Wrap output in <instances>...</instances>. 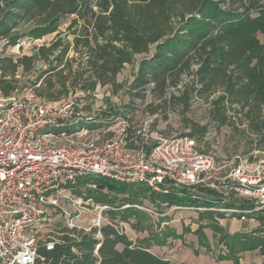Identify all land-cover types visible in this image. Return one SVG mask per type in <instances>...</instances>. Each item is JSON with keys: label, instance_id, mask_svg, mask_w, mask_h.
I'll return each instance as SVG.
<instances>
[{"label": "trees", "instance_id": "trees-1", "mask_svg": "<svg viewBox=\"0 0 264 264\" xmlns=\"http://www.w3.org/2000/svg\"><path fill=\"white\" fill-rule=\"evenodd\" d=\"M252 11L260 15L249 18ZM259 32L264 36V0H0V39L6 46H16L26 37L39 40L55 34L49 44L30 55H0V93L11 96L24 86H34L36 94L50 102L76 89L93 95L107 86L117 93L124 88L119 74L137 55H143L128 86L131 103L127 112L134 115L138 110L168 119L169 110H178L190 129L187 134L202 142L210 124L190 118L192 100L198 93L224 86L225 93L214 101L213 122L227 123L228 103L248 106L252 127L264 143V44L258 39ZM20 71L28 76L24 84ZM188 74L193 78L185 82ZM81 182L95 183L98 189L87 195L99 202L116 205L102 192L104 187L111 193L130 195L125 204L138 217L133 208L143 205L144 199L176 206L216 205L207 199L155 194L144 186L101 177L88 176ZM128 209L113 215L126 218ZM257 218L260 226L249 233L230 234L214 226L229 247L222 259L236 261L239 254L257 249L264 256V210ZM102 232L98 255V240L92 236L77 240L64 235L54 249L40 248L42 264H170L152 247L168 244L175 236L172 230L152 231L140 241L110 227Z\"/></svg>", "mask_w": 264, "mask_h": 264}, {"label": "built area", "instance_id": "built-area-1", "mask_svg": "<svg viewBox=\"0 0 264 264\" xmlns=\"http://www.w3.org/2000/svg\"><path fill=\"white\" fill-rule=\"evenodd\" d=\"M88 95L76 89L50 102L34 86L0 93V264H42L40 248L54 249L64 235L97 239L96 255L103 228L128 236L129 222L113 212L131 205L88 197L98 189L81 182L88 176L216 204L182 209L243 219L264 210V159L220 164L187 133L155 130L159 114L96 113ZM101 190L111 195L108 187Z\"/></svg>", "mask_w": 264, "mask_h": 264}, {"label": "rangeland", "instance_id": "rangeland-1", "mask_svg": "<svg viewBox=\"0 0 264 264\" xmlns=\"http://www.w3.org/2000/svg\"><path fill=\"white\" fill-rule=\"evenodd\" d=\"M229 1V0H225ZM260 15L259 12H250L249 18H255ZM70 23V19L62 25L65 31ZM55 38V34L45 36L43 39L33 40L24 38L16 46H6V41L0 39V55H12L15 57L32 54L43 44H49ZM258 39L264 44V36L259 32ZM73 54V53H72ZM144 57L137 55L133 64H127L119 74V81L124 83V88L117 93H113L109 87H102L94 95L87 96V102L97 107L96 113H108L124 110L131 103V95L128 92V86L132 82L137 72V64ZM22 83L27 82L28 76L19 73ZM193 78V74L184 76V81ZM201 88V85H198ZM25 87V86H24ZM226 88L220 86L213 91H209L194 96L192 100V111L189 116L195 122L206 125L210 124L207 136L202 142H198L200 148L207 153H211L218 163L233 161L236 164L247 163L253 165L264 159V143H261L258 130L252 127L251 118L248 117V106L242 108L238 103L226 105V113L228 121L221 125L219 122H213L212 112L215 109L214 101L225 93ZM136 102H139L136 99ZM91 110V107H90ZM264 111V107H263ZM168 119H157L155 130L162 134H185L190 129L185 127V123L178 110L168 111ZM264 133V131H263ZM130 195L112 192L108 195L109 199L116 201V205H123L128 202ZM131 198V197H130ZM113 203V202H112ZM115 204V203H113ZM180 205H169L167 202H156L144 199L143 205H135L133 209H137L139 217L131 215L130 209L125 211L126 218L118 216L122 220L129 222L128 236L133 241H140L150 236L152 231L172 230L175 234L168 239V244L152 249L155 253L166 256L174 261V255L183 251L189 252L191 255H206L218 261L232 260L222 259V256L229 254V247L226 242L221 240L218 233L213 228L221 226L226 232L233 233L235 228V220L256 224L252 222L253 216L259 214L249 213L246 218H241L237 214H228L218 210L206 211L178 208ZM185 207V206H183ZM188 207V206H186ZM197 207V206H194ZM248 208H244L246 211ZM125 209H120L123 211ZM235 221V223H234ZM216 226V227H214ZM256 228H252L248 224V228H241L237 232H252ZM240 259L232 260L234 264H263L264 256L260 251H247L239 254ZM187 261V260H186ZM185 264V263H184ZM189 264V263H186Z\"/></svg>", "mask_w": 264, "mask_h": 264}, {"label": "crops", "instance_id": "crops-1", "mask_svg": "<svg viewBox=\"0 0 264 264\" xmlns=\"http://www.w3.org/2000/svg\"><path fill=\"white\" fill-rule=\"evenodd\" d=\"M257 216L252 217V218H254L252 220V222H256V224H252V223L246 224V222L244 223L240 220H235V221H237L236 225H235V228H237V229L233 233H235V232L237 233V232L241 231V228H248V224L252 228H254V227L258 228L260 226V221L258 220ZM235 221H234V223H235ZM156 247L157 246H154V247H152V249H154ZM158 247H161V246H158ZM154 252H156V251H154ZM184 263L185 264L186 263H189V264H234V262L232 260L218 261V259L217 260L211 259V257H208L206 255H199V256H196L193 254L191 255L189 252L183 251L181 249L180 252H178L177 254L174 255V261L171 259L170 264H184ZM240 264H244V263H240ZM263 264H264V261H263Z\"/></svg>", "mask_w": 264, "mask_h": 264}]
</instances>
